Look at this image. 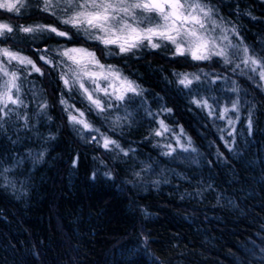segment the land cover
<instances>
[{"label": "trees", "instance_id": "1", "mask_svg": "<svg viewBox=\"0 0 264 264\" xmlns=\"http://www.w3.org/2000/svg\"><path fill=\"white\" fill-rule=\"evenodd\" d=\"M22 1L0 3V50L25 58L1 56L17 75L5 100L0 74V264H264L258 69L145 38L119 49L96 6ZM201 2L264 70V0ZM76 46L134 88L89 98Z\"/></svg>", "mask_w": 264, "mask_h": 264}, {"label": "rangeland", "instance_id": "2", "mask_svg": "<svg viewBox=\"0 0 264 264\" xmlns=\"http://www.w3.org/2000/svg\"><path fill=\"white\" fill-rule=\"evenodd\" d=\"M22 0H0L6 7ZM54 9L63 12L65 17L81 13L85 4L96 6L88 19L98 22L92 24V29L102 32L104 39L119 49L132 41L145 38L152 46H172L178 53H190L195 58H206L219 55L225 58L231 66H246L248 69H258L264 88V70L262 66L249 55L245 46L241 45L231 34V30L215 12L201 0H53ZM43 2V1H42ZM35 3V2H34ZM66 14H69L66 16ZM5 25L0 23V31ZM124 29V32H122ZM122 32V33H120ZM110 34V35H107ZM3 52V53H2ZM71 58L79 64L80 81L87 83L80 86L89 98H93V90L112 92L121 95L125 90L134 88V84L121 74L113 65L101 62L96 56L83 47H73L69 50ZM16 59L19 63L25 58L21 54L0 50V74L8 76L4 85V99L12 98L11 89L16 87V72L9 70L1 56ZM236 64V65H235ZM239 70V68H237ZM77 70V71H78ZM74 72L75 75H77ZM90 88H93L90 89ZM92 90V91H91ZM79 116V115H75Z\"/></svg>", "mask_w": 264, "mask_h": 264}]
</instances>
